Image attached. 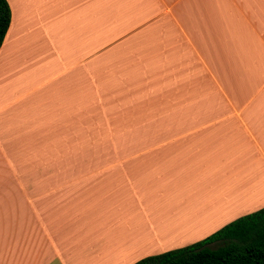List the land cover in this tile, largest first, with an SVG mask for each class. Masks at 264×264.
<instances>
[{
    "label": "crops",
    "instance_id": "0c3cea01",
    "mask_svg": "<svg viewBox=\"0 0 264 264\" xmlns=\"http://www.w3.org/2000/svg\"><path fill=\"white\" fill-rule=\"evenodd\" d=\"M6 1L0 264H134L264 207V0Z\"/></svg>",
    "mask_w": 264,
    "mask_h": 264
},
{
    "label": "trees",
    "instance_id": "16d2710c",
    "mask_svg": "<svg viewBox=\"0 0 264 264\" xmlns=\"http://www.w3.org/2000/svg\"><path fill=\"white\" fill-rule=\"evenodd\" d=\"M10 20L9 5L0 0V47ZM134 264H264V207L200 241L147 256Z\"/></svg>",
    "mask_w": 264,
    "mask_h": 264
},
{
    "label": "rangeland",
    "instance_id": "374dc122",
    "mask_svg": "<svg viewBox=\"0 0 264 264\" xmlns=\"http://www.w3.org/2000/svg\"><path fill=\"white\" fill-rule=\"evenodd\" d=\"M91 126L92 127L93 126H96V123H91ZM100 140L102 142L101 145H112V141H113V139H111V138H105V139H100ZM88 144H89V146H87V147L98 146L99 145V139H91ZM75 148H78V147H75ZM94 156H96V155L94 154ZM56 160H57V162H66V161L73 162V161H82L83 158L81 157V155H77V157H75V156L72 157L71 154H67V155L66 154H62V155H57V159ZM40 172H41V176L42 177H49L51 173L56 174V173H58L60 171H58V170L42 169ZM36 174H37L36 176H38V174H39V171L38 170H36ZM34 176H35L34 175V171L32 170L31 171V177H34ZM177 220H178V218L177 219H174V218L173 219H171V218H165V230H166L167 227H170L171 225H173V227H178V226L181 227L182 225L175 224V221H177ZM178 223H181V222H178ZM163 252H165V251H162L160 253H163Z\"/></svg>",
    "mask_w": 264,
    "mask_h": 264
}]
</instances>
